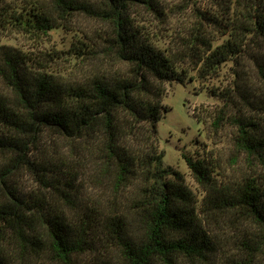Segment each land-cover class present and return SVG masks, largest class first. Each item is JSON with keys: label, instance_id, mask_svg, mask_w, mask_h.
I'll use <instances>...</instances> for the list:
<instances>
[{"label": "trees", "instance_id": "1", "mask_svg": "<svg viewBox=\"0 0 264 264\" xmlns=\"http://www.w3.org/2000/svg\"><path fill=\"white\" fill-rule=\"evenodd\" d=\"M3 1L2 30L40 38L86 16L111 31L70 50L105 73L67 83L52 61L0 45V264H264V98L244 69L249 59L264 81V0L232 1L222 43L219 19L202 13L168 49L150 25L163 22L165 0ZM228 63V85L208 88ZM187 82L224 103L212 126L236 125L234 146L254 170L224 188L186 158L201 205L158 139L166 85ZM223 212L234 216L215 228Z\"/></svg>", "mask_w": 264, "mask_h": 264}, {"label": "rangeland", "instance_id": "2", "mask_svg": "<svg viewBox=\"0 0 264 264\" xmlns=\"http://www.w3.org/2000/svg\"><path fill=\"white\" fill-rule=\"evenodd\" d=\"M34 1L38 0H4L2 4L15 8ZM90 1L94 2V0ZM232 1L233 3L239 2L238 0H165L166 16L161 19L163 22L153 20L150 23L152 29H157L161 35L155 39L157 46L162 49L171 48L173 45L172 37L185 30L188 25L198 21L202 13L207 16L213 15L219 19L221 26H216L218 29L216 31H220L217 34L220 40L216 44L222 43L226 39L222 36L223 26L231 22L230 19H233L235 11ZM236 7L239 10L242 9L240 5H236ZM72 21L71 25L53 30L48 36H41L40 38L19 33L14 29L2 30L0 28V45L20 49L32 58L40 60L46 58L52 61L53 68L51 71L61 82L83 80L92 73H105L104 61H95L91 64L86 62L85 66L80 65V62L76 64L70 56V50L78 39L85 38V33L94 35V38L97 39L98 31L101 34H106L111 29L86 16H77ZM260 43H263L262 40ZM245 63H247L244 67L246 74L251 79L252 85L264 98V81L255 73V66L252 61L246 59ZM233 68V63H228L221 72L220 78L207 84L208 88L214 87L222 90L228 85L226 80ZM187 83L184 85L178 83L166 85L168 92L163 101L168 112L159 122L158 139L160 149L165 153L166 164L179 170L185 176L188 186L196 194L201 205L204 204L203 200L206 193L194 178L186 158L204 160L206 165L213 170V177L217 180L218 185L224 188L235 187L240 183L243 176L249 173L253 174L254 170L248 165L244 155L240 154L234 146L236 125L229 121L222 123V126L218 128L212 126L218 114L224 109V103L216 97H211L209 90L202 89L199 82ZM230 112L235 113V111ZM257 165H259L258 162ZM257 171V179L263 183V165H259ZM20 183L29 187L33 185V180L29 175H23ZM88 192H90L89 188ZM126 197L125 195L123 200L128 203L130 200ZM233 216L234 213L223 212L211 219V225L215 228L224 223L229 225Z\"/></svg>", "mask_w": 264, "mask_h": 264}]
</instances>
